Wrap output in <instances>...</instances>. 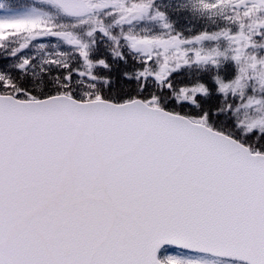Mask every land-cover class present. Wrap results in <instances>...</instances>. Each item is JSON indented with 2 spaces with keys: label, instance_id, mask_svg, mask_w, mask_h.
Masks as SVG:
<instances>
[{
  "label": "snow or ice",
  "instance_id": "snow-or-ice-1",
  "mask_svg": "<svg viewBox=\"0 0 264 264\" xmlns=\"http://www.w3.org/2000/svg\"><path fill=\"white\" fill-rule=\"evenodd\" d=\"M0 264H264V0H0Z\"/></svg>",
  "mask_w": 264,
  "mask_h": 264
}]
</instances>
